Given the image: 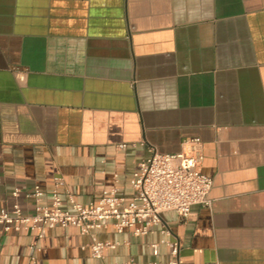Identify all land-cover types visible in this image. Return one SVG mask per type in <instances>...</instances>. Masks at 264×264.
<instances>
[{
    "label": "crops",
    "instance_id": "obj_1",
    "mask_svg": "<svg viewBox=\"0 0 264 264\" xmlns=\"http://www.w3.org/2000/svg\"><path fill=\"white\" fill-rule=\"evenodd\" d=\"M193 138L210 207L141 236L109 221L102 261L75 228L10 230L0 264H167L173 241L180 264H264V0H0V211L32 214L35 186L127 206L138 163Z\"/></svg>",
    "mask_w": 264,
    "mask_h": 264
},
{
    "label": "built area",
    "instance_id": "obj_2",
    "mask_svg": "<svg viewBox=\"0 0 264 264\" xmlns=\"http://www.w3.org/2000/svg\"><path fill=\"white\" fill-rule=\"evenodd\" d=\"M202 160V143L199 138L183 141L181 149L173 154L153 151L149 158L138 163L132 174L130 183L134 197L133 202L127 206L124 205V199L117 196L116 189H111L103 193L97 204L89 206L76 203L73 196L68 194L72 207L69 212L61 209L62 203L56 189L52 191L51 204L41 205L43 193L35 186L31 193L25 194L34 203L33 213L23 214L17 203L10 211L1 210L0 233L10 230L35 231L37 237L42 238L56 227L75 228L81 235L90 237L92 256L102 261L104 251L113 250L116 245L97 241L94 231L106 228L109 221L117 233L129 229L133 235L141 236L162 224L164 213L173 212L181 220H186L191 207H210L212 179L198 171ZM19 194L18 190L13 192L15 198ZM160 233L170 236L166 226H162ZM166 245L170 254L167 264H180L178 242H167ZM151 247L155 248L156 245ZM121 264L137 263L129 261Z\"/></svg>",
    "mask_w": 264,
    "mask_h": 264
}]
</instances>
